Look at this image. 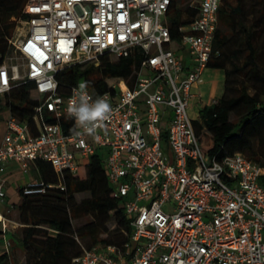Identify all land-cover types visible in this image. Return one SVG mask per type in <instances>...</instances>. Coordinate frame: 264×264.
I'll use <instances>...</instances> for the list:
<instances>
[{"label": "built area", "instance_id": "built-area-1", "mask_svg": "<svg viewBox=\"0 0 264 264\" xmlns=\"http://www.w3.org/2000/svg\"><path fill=\"white\" fill-rule=\"evenodd\" d=\"M173 2L28 0L0 63V98L32 83L40 103L32 124L10 112L4 118L0 206L9 164L28 175L48 162L63 176L98 156L130 224L122 248H84L73 264H264V168L241 153L204 154L189 116L200 97L193 89L215 56L221 0L191 3L196 16L179 26ZM104 56L139 59L136 77L109 79L101 94L87 87L93 101L108 100L112 113L92 132L77 128L76 136L67 108L79 89L61 95L56 74L76 63L97 66ZM52 187L36 178L21 192ZM11 215L0 211L5 240L22 227Z\"/></svg>", "mask_w": 264, "mask_h": 264}, {"label": "trees", "instance_id": "trees-1", "mask_svg": "<svg viewBox=\"0 0 264 264\" xmlns=\"http://www.w3.org/2000/svg\"><path fill=\"white\" fill-rule=\"evenodd\" d=\"M27 2L0 0V63L11 52L10 40L19 20L25 17ZM191 3L181 6L174 0L171 7L174 26L196 16L197 10L190 7ZM214 53L208 67L224 71V95L205 105L200 111V121H194L201 150L219 158L241 153L264 168V0H221ZM138 64L137 58L116 60L104 56L97 66L67 65L56 74L59 93L67 96L72 88L88 82L93 93L101 94L109 90V79L134 80ZM33 91L34 85L26 83L1 97L0 119L3 113L10 112L19 121L32 124L40 104ZM68 121L62 120L65 130ZM34 168L38 179L54 187L44 194L29 196L20 190L22 203L16 219L22 227L11 238L23 248L25 264H73L84 248L123 247L127 236L118 243L105 236L112 219L129 235L132 230L119 200L113 196L100 157L93 156L77 172L63 176L48 162H38ZM261 182L264 184V176ZM80 194L89 197L78 201L76 197ZM88 217L92 220L84 226H75V221ZM3 234L0 228V243ZM0 264H11L7 254H0Z\"/></svg>", "mask_w": 264, "mask_h": 264}, {"label": "rangeland", "instance_id": "rangeland-1", "mask_svg": "<svg viewBox=\"0 0 264 264\" xmlns=\"http://www.w3.org/2000/svg\"><path fill=\"white\" fill-rule=\"evenodd\" d=\"M181 3V6H187L191 2H195L196 0H178ZM15 63H21L20 60L14 59ZM231 67V66H229ZM201 80L203 81L198 88V90L193 89V92L197 94L198 97L192 102V106L189 109V116L194 121H200V111L205 105H211L213 102H216L220 100L224 95V84H225V74L223 70L210 68L208 67L205 71V73L202 75ZM33 97L36 99V95L33 94ZM202 99V102L198 101ZM6 113V112H5ZM4 114V113H3ZM2 114V115H3ZM233 119V118H232ZM86 162H89V159H85ZM35 168L32 166V171L30 172V175L32 176L35 174ZM89 197L88 194H80L76 198L78 201L82 200L83 198ZM18 201L15 203V209H13L11 217L13 219H16L18 217V210L22 203V196L19 193ZM92 220V217H88L86 219H82L79 221H75V226L80 227L84 226L86 223ZM108 227V234H106V237H109L110 239H113L115 242H120L123 238L126 237V233L124 230L119 229L117 226V221L115 219H112L107 224ZM21 231V229L18 230V233ZM17 242L13 241V248H17L20 252H23V248L21 246L17 245ZM17 254V253H16ZM18 264L21 263V253H18ZM16 262V261H15ZM13 262V263H15Z\"/></svg>", "mask_w": 264, "mask_h": 264}, {"label": "clouds", "instance_id": "clouds-1", "mask_svg": "<svg viewBox=\"0 0 264 264\" xmlns=\"http://www.w3.org/2000/svg\"><path fill=\"white\" fill-rule=\"evenodd\" d=\"M87 87L88 82H82L78 85V98L71 99L67 108L68 115L74 117L76 122L69 131L76 136L81 134L77 128L92 132L104 121H107L112 113V106L108 100L104 97H98L93 101L86 91ZM74 92H76L75 89Z\"/></svg>", "mask_w": 264, "mask_h": 264}, {"label": "crops", "instance_id": "crops-1", "mask_svg": "<svg viewBox=\"0 0 264 264\" xmlns=\"http://www.w3.org/2000/svg\"><path fill=\"white\" fill-rule=\"evenodd\" d=\"M206 71V70H205ZM204 71V73H205ZM203 73V74H204ZM203 81L201 80V82L199 84H197L194 89L198 90V88L200 87L201 83ZM200 102H202V99L200 98V100H198ZM8 113H4L2 115V118L0 119V133L4 130L5 128V123H4V118L6 117ZM37 176H35L34 174L31 176L30 174H24L21 169L19 168L18 165L16 164H9L5 170L4 173V179L6 180V184H5V190L7 193L6 196V201L0 206V211L2 212H6L8 209H11L13 212V209H15V203L18 201V196L20 193L21 188L28 183L30 180L32 179H36ZM1 228V226H0ZM13 232H10L7 236H6V240L3 238L1 243H0V254H7L11 260V264H18V253H21V263L25 264V252H20L17 248H13V240L11 238V234ZM6 241H9L10 243V248L7 249L5 247ZM18 245V244H17ZM17 253V254H16ZM16 261V262H15ZM15 262V263H13Z\"/></svg>", "mask_w": 264, "mask_h": 264}]
</instances>
